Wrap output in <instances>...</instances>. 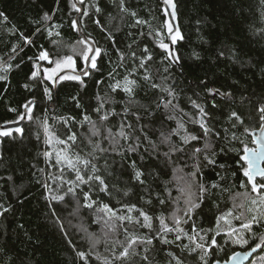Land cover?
Segmentation results:
<instances>
[{
	"label": "trees",
	"instance_id": "obj_1",
	"mask_svg": "<svg viewBox=\"0 0 264 264\" xmlns=\"http://www.w3.org/2000/svg\"><path fill=\"white\" fill-rule=\"evenodd\" d=\"M76 1L0 0V12L7 18L5 21L0 17V66H12L0 70V76L7 77L0 80V126L20 121L23 106L30 100L34 101L30 113L32 119L26 118L20 127L22 133L7 129L2 131H10L11 135L0 136V205L3 206L0 207V213H3L0 215V264H85L77 256L78 251L92 253L87 256L89 264H103L105 258L111 264H146L139 256H131V249L130 259H115L114 255L118 256L123 251L132 236L146 238L154 236L155 232L127 221L121 226L120 221L109 219V214L100 209L103 204H108L119 214L138 217V211L129 214L126 209H122L125 204L136 205L153 217L154 229H158L159 221L156 218L161 214L166 217V223H171L170 213L177 207L174 203V198L179 195L177 188L184 184L179 178L194 171L192 166L195 160L190 158L192 147L193 144L202 147L203 141L192 142L184 153H176L169 160L163 155L168 151V146L160 142V134H167L176 127V120L167 118L175 115L186 123L189 131L202 135L198 125L190 120V117L199 119V116L189 98L196 100L210 113L206 119L220 134L219 139L212 137L216 163L205 167L203 155L199 157L198 180L205 184L208 191L203 194V202L193 213L197 230L214 227L216 217L230 209L234 215L243 213L240 220H232L236 227L242 221L251 220L253 215H258L248 211L255 206L251 199L245 197H255L256 194L251 192V185L243 176V161L237 150L242 154L244 145L240 140L253 148L251 135L244 133V128L259 129V109L264 105V5L261 0H174L176 19L173 21L183 37L172 45L179 63L163 59L167 54L158 47L157 42L161 38L169 44L167 30L162 27L163 22L169 19L163 14L165 8L161 0H124L126 11H121L120 0H85L84 4H79L82 8L80 15L71 7ZM93 5L98 6L100 12ZM85 10L88 15H84ZM133 12L136 13L135 17L132 16ZM45 13L51 17L50 21L42 19ZM77 15L81 34L78 28L71 26ZM136 19L148 21L149 24L137 25ZM152 29H159L162 37H155ZM49 30L52 31L51 37L48 35ZM83 37L95 48L101 49L97 57L99 70H91L88 76L82 75L83 87L78 81L58 82V79L53 86L42 80V76L31 78L35 70L34 63L41 67L50 66L36 59L41 51L46 50L53 59L68 55L66 46L77 44ZM25 38L31 42L27 43ZM144 47L153 56L145 65L150 70L153 82L175 89L178 96L173 103L178 104V109L170 106L166 110L162 104L157 106L160 97H170L152 89L140 79L143 69L131 77L139 82L133 103H128V97L123 92H111L108 85L115 81L110 79L109 74L113 73L115 80H122L134 63H139L128 58L127 54L134 51L138 56H143ZM117 49L126 54L124 67H117L120 63ZM77 62L79 70L82 63L79 60ZM45 87L50 89L51 99L45 95ZM209 88L219 90L220 94L210 95L207 91ZM226 93L231 95H224ZM97 96L106 99L115 97L114 103L105 105L106 110L112 109L116 113L110 116L107 126L116 132L121 124L125 125V131H131L127 128L128 124L133 125L135 131L132 136H139L140 147L134 153L128 152V143L134 141L120 140L119 151L123 155L107 152L96 161L100 168L98 174L104 177L112 196L99 192L98 182L94 181L90 195L96 203L92 208L83 206V191H89L88 185L78 188L76 197L69 194L63 201L50 204L45 199L48 195L45 184L57 188L61 181L51 179L60 173L58 168L50 167V162H46L43 156L45 151H51L52 148L45 143L41 122L47 121L49 131L61 138H66L69 128L77 132L80 147L76 150L82 148L83 155L91 149L82 135L88 132V126L82 127L79 121L88 114L99 122L97 113L93 111L99 103ZM77 102L80 107H77ZM213 103L217 107H213ZM125 106L129 109L127 112L124 111ZM232 111L242 117L243 125L232 127V123H236L235 119L231 123L227 119ZM225 129L228 131L225 132ZM101 130L103 132V127ZM233 132L239 140H232ZM144 133L155 142L156 148L144 138ZM172 139L177 141L178 137ZM52 147L59 149L63 146ZM102 147H108L107 140H103ZM132 161L144 173L142 179L146 184L142 185L133 179ZM185 164L187 167H184ZM177 165L183 171L176 172L174 176L173 169ZM64 178L73 180L74 174L66 173ZM263 182L261 178L257 179V183ZM241 183L244 187H241ZM212 184L219 187L212 188ZM68 186L64 184L59 194H63ZM117 188L120 190L117 191ZM128 189L131 191L124 196L123 192ZM192 192L200 195L195 185ZM160 199L165 200L164 205L160 204ZM240 204L244 205L243 208L239 207ZM179 207H184L183 198ZM5 208L8 211H4ZM178 214L183 215L182 212ZM140 220L143 222L142 217ZM191 224L192 221L184 225L185 229L190 230ZM221 227L227 230L223 222ZM252 233L255 238H252ZM252 233L245 232L249 244L244 247L231 242L225 244L228 237L224 232L215 236L219 247L210 249L205 257L207 264L224 262L237 251L251 250L259 242L260 236L264 235V222L254 223ZM90 234H93L92 239L89 238ZM168 235L170 239L173 238V234ZM214 235L215 232H209L207 238L210 240ZM96 240L99 243L93 247ZM182 242L187 243V239ZM153 245L137 244L133 247L141 255L145 254V247L150 248L151 251L146 255L151 264H169L170 261L175 264L168 252L180 256L184 264H203L199 259L202 254L199 251L190 255L177 245H162L159 240H153ZM220 247H223V251ZM96 256L100 259H96ZM261 256H264V246L247 264H264L259 259Z\"/></svg>",
	"mask_w": 264,
	"mask_h": 264
},
{
	"label": "snow or ice",
	"instance_id": "obj_2",
	"mask_svg": "<svg viewBox=\"0 0 264 264\" xmlns=\"http://www.w3.org/2000/svg\"><path fill=\"white\" fill-rule=\"evenodd\" d=\"M79 4H84L85 0H77ZM163 5L167 7L164 9L163 14L167 16H171L172 20L176 19V5L174 0H162ZM261 4L264 5V0H261ZM96 8L97 12H100V8L96 5H93ZM71 7L76 12H81V9L77 7L76 3H73ZM120 9L121 11H126L124 8V0H120ZM171 10V11H169ZM84 15H88L87 10L84 11ZM264 15V13H262ZM132 16L135 17L136 13H132ZM0 17L6 21V17L2 12H0ZM45 22L50 21L51 17L45 13L43 18ZM99 24V21H97ZM135 23L137 25H147L149 24L148 21L136 19ZM78 21H72L71 26L75 29L77 28ZM53 27H58V25H53ZM163 28H166L168 33V39H170L171 44L175 45L178 40L183 39L181 32L178 27L174 26L170 21L165 20L162 25ZM39 31V29H37ZM155 32V37H162V33L159 29H152ZM264 31V30H262ZM151 34V32L149 33ZM49 37L52 36V31H48ZM59 36V32L56 33ZM27 43L31 41L25 38ZM83 47L79 50L77 49L76 45H69L70 54L68 55H61L55 59L50 57L49 53L45 51H41L39 55L36 57L39 61H46L52 67H43L41 69V65L34 63V71L31 73V78L35 79L41 75V71L43 73L42 80H47L53 82V86L57 82V78L59 80H72L80 82L81 86H84V81L82 80L83 76L90 75L91 70H99L97 66V57L101 54V49L94 48L91 44H89L87 39H80L76 42ZM158 47L162 49L167 55L163 59H167L170 62L179 63V58L176 56L174 49H171L168 43L164 42V39L161 38L158 40ZM131 48V45H129ZM15 51V48L13 49ZM142 51L145 53L143 56H138L136 52L131 51L129 52L128 58L132 59L133 61H139L138 65L134 63L133 68L128 71V74L125 75L122 80H115V76L113 73H110V79L114 80V83H110L108 86L111 89L112 93H117L118 91L123 92L126 97H128V103H133V97L135 96V89L139 87L138 80L131 78L135 77L138 70L143 69L142 75H140V79L143 80L146 84H148L152 89H156L159 92H163L167 94V97H160L158 107L160 104L163 105L164 109H169L171 106L172 109H178V104H174L173 101L177 99L178 94L176 93L175 89L171 88L167 85H162L153 82V78L151 76L150 70L145 67L148 61L153 59L152 54L149 52L147 47H144ZM117 55L119 57L120 63L117 67H124V60L126 54L119 49H117ZM82 63V66L79 67L78 70V62ZM12 66L9 64L4 68V66H0V70H7L10 69ZM167 71V68H165ZM115 72V69H113ZM61 73H66L65 75H61ZM118 75V73H116ZM7 77L0 76V80H4ZM98 83H100L98 81ZM27 87V85H25ZM210 95H217L220 94L219 90H214L212 88L207 89ZM45 95L51 99V91L49 88L45 87L44 89ZM226 96H230L231 94H224ZM243 99V98H242ZM98 106L93 109L94 112L97 113L99 122L97 120H93L92 117L88 114L83 116V119L79 121L80 125L83 127L84 125L88 126V132L86 134H82L84 136V140L87 142V146L90 147V151L81 155L83 149L81 148L79 151L76 148H79L78 145V135L77 132L72 131L69 128L68 133L66 134V138H61L49 131V125L47 121L41 122L42 127L44 129V133L46 136L45 143L48 144L51 151H45L43 156L45 157L46 162H50V167L58 168L60 173L59 176H53L51 179L53 181L60 180L61 184L57 186V188H50L47 184H45V188L48 191V195L45 197L46 200L49 201L51 204L52 202H60L65 199V197L69 194L71 196H77V189L81 188L82 185H88L89 191H83V199L85 201L84 207L92 208L96 201L92 200L90 192L93 191L92 189V182H98L99 185V192H103L106 195L112 196V193L109 192V186L105 183V179L103 176L99 175L100 168L97 166L96 161L101 158V155L107 152H115L118 155H123L119 151L120 140L124 141H134L132 143H128L126 151L128 152H136L140 147L139 143V136L133 137L132 132L135 131L133 125L128 124L127 128L131 131H125V125L121 124L119 129L116 132H113L112 127L107 126V122L109 121L110 116L115 115V111L112 109L106 110L105 105L109 103L115 102V97L110 96L107 99L104 97L97 96ZM191 105L193 108L198 110L199 119H194L190 117V120L193 124H197L201 134L196 132L189 131L186 127V123L181 120L177 119L175 115H169L167 118L169 120H176V127L172 128L170 132L167 134L161 132L160 134V142L168 146V151L164 152L163 155L169 160H171V156L175 155L176 153H184L185 148L192 144V142H199L203 141V145L196 146L193 144L192 147V159L195 160L193 164L194 171L187 174L186 177L182 176L179 179L184 182L183 186L177 188L179 195L174 198V203L177 207L171 211L170 213V220L171 223H166V217L161 214L156 219L159 221L158 229L153 228V217L147 214L144 210L138 209L136 205H123L122 209H126L127 213H132L133 211H138L139 216L133 217L132 215H125L119 214V211L110 207L108 204H103L100 210L109 214V219L115 218V220L121 222V226L123 223L127 221L129 224L135 223L138 224L140 227L147 228L150 231H154V236H148L146 238L132 236L127 243V246L123 248L118 256L114 255L115 259H130V249L131 256H139L141 260L145 261L146 264H151L149 261L148 255L146 253L150 252L151 249L145 247L143 249L144 255H141L134 249V245L137 244H144V245H153V240H159L162 245H177L181 248V250H187L188 253L191 255L196 252L202 253L199 256V259L203 262V264H207V260L205 259L208 256L210 249L213 247H219L217 244V240L215 236L224 232L228 239L225 240V244L231 242L233 245H239L244 247L249 244V238H246L245 232L252 233V227L254 223H261L264 222V183H257V177L264 180V167L260 165L264 163V105L260 106L259 109V134L256 135V129H249L248 127L244 128V133L251 135L253 137L252 143L256 145L255 148L248 147L244 140H240V143L244 145L242 149V154L237 150V154L239 155L240 160L243 161L241 165V169L243 172V176L247 178L248 184L251 185V192L255 193V197H248L246 199H251L252 205L254 208H249V212H255L258 215H253L251 220L242 221L239 227H236L232 224V220H240L243 216L241 212L239 215H234L233 211L230 209L219 216L216 217V223L214 227L209 229H200L197 230L195 226V222L193 221V213L194 211L200 207L201 203L203 202V194L208 191V188L205 186L204 183L199 182L198 180V173H200V155H203V160L206 161V165H213L216 163L214 157L216 155L215 152L212 151L214 145L212 143V137L215 136L217 139L220 138V134L216 132L208 123L206 117H210V113L205 111V108L197 103L196 100L189 98ZM33 101H28L23 107L25 112L28 113V119L31 120L32 116L30 113L32 112L31 105ZM213 107H217L215 103L212 105ZM77 107H80L79 102H77ZM129 109L125 106L124 111L127 112ZM10 111H15V109H10ZM184 115L188 116L189 113H184ZM25 115L21 114L19 116V120H24ZM74 119V118H72ZM139 119V117H138ZM229 123L235 119L236 123H232V127L235 128L237 124L243 125L244 121L241 116L237 114V112L232 111L229 116L227 117ZM14 123H18V121H14ZM67 125V121H65ZM103 127V132H102ZM17 133H22V129L17 127L15 129ZM141 133H143V129H140ZM228 130L225 129V132ZM10 131H2L0 132V136H10ZM178 137L177 141H174L173 137ZM119 137L120 139H117ZM96 138V139H93ZM144 138L148 140L149 144L152 145L153 148H156L157 145L155 142L149 140L146 133H144ZM232 140H239L240 138L236 135L235 132L231 134ZM103 140L108 141V147H102ZM53 145H62V148H54ZM147 150V149H145ZM209 152L212 154L209 155ZM99 154V155H98ZM246 165V166H245ZM105 167H107V163L105 162ZM131 167L134 172L133 179L140 184H146V181L142 179L144 173L136 168L135 161L131 162ZM187 167V164L184 165ZM43 171V169H40ZM183 168L177 165L173 169V175L175 176L176 172H182ZM66 173H73L74 179L73 180H65ZM111 173H109L110 175ZM234 175V174H233ZM223 179V177H221ZM69 185L67 190L63 192V194H59V189L64 185ZM193 185H195L200 195L197 196L196 193L192 192ZM212 188L219 187L217 184H212ZM241 187H244V184L241 183ZM120 189L117 188V191ZM131 189L125 190L123 192L124 196H127ZM168 196L171 198V192L168 193ZM194 197H196L194 199ZM181 198H183V205L184 207H179L181 203ZM143 199V198H142ZM119 203V200H117ZM151 203L150 200L147 201ZM160 204L164 205L165 200L160 199ZM243 204H240L239 207L243 208ZM0 207H3L0 205ZM234 207L237 205L234 204ZM4 211H8V209H4ZM183 213V215H179L178 213ZM3 213H0L2 215ZM53 215H55V211H53ZM140 217L143 218V222H141ZM231 217V219H230ZM192 221L190 226V230H186L184 225H188L189 222ZM221 222L224 225H227V230L225 231L224 228L221 227ZM107 223V221H105ZM114 230V228H113ZM124 231L127 233V227L124 228ZM215 232V235L209 240L207 238V233ZM203 233V234H202ZM168 234H173V238L170 239ZM92 235L90 234L89 238L92 239ZM187 239V243H183L184 239ZM252 238H255V234L252 233ZM180 242V243H178ZM99 243V240H96L93 244ZM264 246V235H261L259 238V242L256 243L249 252L245 253H234L230 260L231 264H242L243 260L247 259V257L251 256L253 253L257 251V249ZM220 250L223 251V247H220ZM77 256L84 260L85 264H89L87 256L92 255L91 252L84 253L78 251ZM168 256L171 257L172 261H175V264H184V261L180 258V256L175 255L172 252H168ZM96 259H100L99 256H96ZM261 261H264V256L259 258ZM103 264H111L107 258L103 260ZM134 264H138V262H134ZM171 264V261L169 262ZM215 264H220V261H216Z\"/></svg>",
	"mask_w": 264,
	"mask_h": 264
},
{
	"label": "water",
	"instance_id": "obj_3",
	"mask_svg": "<svg viewBox=\"0 0 264 264\" xmlns=\"http://www.w3.org/2000/svg\"><path fill=\"white\" fill-rule=\"evenodd\" d=\"M161 2H162V0H161ZM162 4H163V3H162ZM163 6H164V8L167 7L166 5H163ZM169 11H170V10H169ZM81 13H82V10H81L80 14H81ZM168 19H169V21H170L174 26H176L175 23H174V21L172 20L171 16H168ZM75 21H78V17H76ZM77 28H78V32H79V34H81V31H80L79 25H77ZM83 39H86V38L83 37ZM168 41H169V44H170V48L173 49L170 39H168ZM88 42H89V41H88ZM89 44H91V45L95 48V46H94L91 42H89ZM63 74H64V73H61V75H63ZM31 101H33V100H31ZM27 103H28V102H27ZM33 104H34V101H33ZM33 104H32V105H33ZM22 114L25 115V119H24V120H20V121H18V123H9V124L1 125V126H0V131H2V130H7V129H16L17 127L20 128V127L24 124V122L26 121L27 114H28V113L25 112L24 107H23V113H22ZM258 130H259V129H257V131H256V135L259 134V131H258ZM251 138L253 139L252 136H251ZM253 145H254V148H255L256 145H255V144H253ZM263 165H264V163H262L260 166L263 167ZM258 178H259V177H257V179H258ZM258 250H259V249H257V251H256L255 253H253L251 256L247 257V259L243 260L242 264H247V263H249V262L251 261L253 255L256 254V253L258 252ZM249 251H250V250H249ZM249 251H247V252H249ZM237 252H239V253H245V252H242V251H237ZM237 252H234V253H237ZM234 253H233V254H234ZM233 254H231V255L228 257V259H227L226 261H224V262H220V264H231V260H230V258H231V256H232ZM213 264H215V263H213Z\"/></svg>",
	"mask_w": 264,
	"mask_h": 264
},
{
	"label": "rangeland",
	"instance_id": "obj_4",
	"mask_svg": "<svg viewBox=\"0 0 264 264\" xmlns=\"http://www.w3.org/2000/svg\"><path fill=\"white\" fill-rule=\"evenodd\" d=\"M77 2V1H76ZM75 2V3H76ZM77 4V3H76ZM78 5H79V3H78ZM81 10H82V8L80 7V5L78 6ZM78 15H80V12L78 13ZM78 15L76 16V17H78ZM76 19V18H75ZM76 45V47H77V49L79 50L80 48H82L83 46L82 45H79V44H75ZM67 46H69V45H67ZM66 46V52L68 53V54H70V51H69V48ZM40 62H42V61H40ZM45 64H47V65H49L46 61H43ZM44 67V66H43ZM43 67H41V68H43ZM49 67H52V65H50ZM66 73H64L63 75H65ZM40 76H42L43 77V73H42V71H41V75ZM59 78H57V80H58ZM47 81V80H46ZM60 81H62V80H58V82H60ZM49 83H51V84H53V82H50V81H48ZM57 83H55V85H56ZM253 148H254V146H253ZM264 183V182H263Z\"/></svg>",
	"mask_w": 264,
	"mask_h": 264
},
{
	"label": "flooded vegetation",
	"instance_id": "obj_5",
	"mask_svg": "<svg viewBox=\"0 0 264 264\" xmlns=\"http://www.w3.org/2000/svg\"><path fill=\"white\" fill-rule=\"evenodd\" d=\"M263 167H264V165H263Z\"/></svg>",
	"mask_w": 264,
	"mask_h": 264
}]
</instances>
